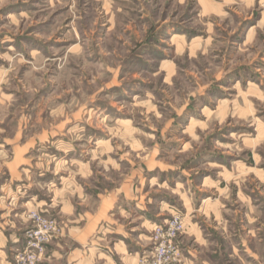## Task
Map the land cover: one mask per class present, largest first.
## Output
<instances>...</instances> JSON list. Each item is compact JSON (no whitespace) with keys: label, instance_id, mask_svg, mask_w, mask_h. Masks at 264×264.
<instances>
[{"label":"clouds","instance_id":"1","mask_svg":"<svg viewBox=\"0 0 264 264\" xmlns=\"http://www.w3.org/2000/svg\"><path fill=\"white\" fill-rule=\"evenodd\" d=\"M260 197L264 0H0V264H264Z\"/></svg>","mask_w":264,"mask_h":264},{"label":"rangeland","instance_id":"2","mask_svg":"<svg viewBox=\"0 0 264 264\" xmlns=\"http://www.w3.org/2000/svg\"><path fill=\"white\" fill-rule=\"evenodd\" d=\"M20 7H27L26 5H17L15 6V8H20ZM254 195H258V194H254ZM261 202H264V197H260Z\"/></svg>","mask_w":264,"mask_h":264}]
</instances>
